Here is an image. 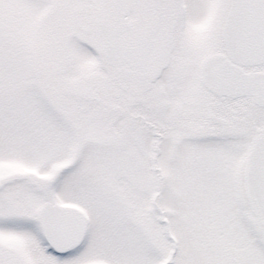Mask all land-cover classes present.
<instances>
[{"label":"snow or ice","instance_id":"obj_1","mask_svg":"<svg viewBox=\"0 0 264 264\" xmlns=\"http://www.w3.org/2000/svg\"><path fill=\"white\" fill-rule=\"evenodd\" d=\"M0 264H264V0H0Z\"/></svg>","mask_w":264,"mask_h":264}]
</instances>
